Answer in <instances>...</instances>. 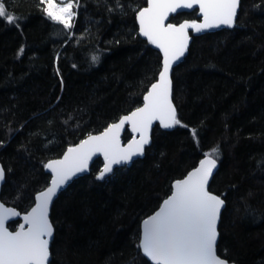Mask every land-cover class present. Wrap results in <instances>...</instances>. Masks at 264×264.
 I'll list each match as a JSON object with an SVG mask.
<instances>
[{
  "label": "trees",
  "instance_id": "16d2710c",
  "mask_svg": "<svg viewBox=\"0 0 264 264\" xmlns=\"http://www.w3.org/2000/svg\"><path fill=\"white\" fill-rule=\"evenodd\" d=\"M146 3L77 0L65 28L42 0H0L18 18L0 17L3 202L26 211L49 181L48 159L142 103L162 59L138 32ZM196 17L193 9L170 20ZM171 76L180 123L156 124L144 155L102 179L96 158L58 194L48 264H152L140 222L205 153L218 160L209 189L225 201L217 253L264 264V0H240L231 28L194 36Z\"/></svg>",
  "mask_w": 264,
  "mask_h": 264
},
{
  "label": "snow or ice",
  "instance_id": "6c2138e0",
  "mask_svg": "<svg viewBox=\"0 0 264 264\" xmlns=\"http://www.w3.org/2000/svg\"><path fill=\"white\" fill-rule=\"evenodd\" d=\"M46 2L45 11L53 20L62 23L65 28L72 27L73 3L69 0L63 7L55 0ZM240 0H148L149 7L138 12L140 33L148 37L164 52V67L160 81L152 85V90L145 96V105L130 116L123 117L119 124L111 125L100 136H90L76 148H69L63 160L52 161L45 165L52 170L51 187L40 193L39 203L25 220L29 227L23 225L15 233L9 232L5 221L9 216H16L15 211L5 209L0 204V264H48L49 240L53 228L48 220V206L58 188L76 172L87 168L88 159L94 151H103L106 163L98 179L112 171L115 163L127 162L132 156L143 154V146L149 143L145 129L155 119H160L163 127H173L180 123L176 119L175 109L169 100L171 81L169 70L174 61L184 55L189 37V27L199 32L203 29L220 25L233 26ZM63 3V0H61ZM199 4L204 15L203 23L185 22L176 27L172 24L163 26L169 13L181 8H193ZM0 17H6L9 23L18 19L6 13L0 4ZM21 53L23 49L20 50ZM96 57H93L95 60ZM125 121H131L134 131H141L139 141L130 143L127 149H119L115 144L114 130L119 129ZM113 154L109 159V153ZM213 154L217 149L212 150ZM216 159L206 154L200 167L194 169L184 180L176 181L172 195L163 202L154 216L143 222L144 231L139 248L153 264H226L216 255L217 221L224 201L207 191L208 179L216 167ZM4 172L0 169V180Z\"/></svg>",
  "mask_w": 264,
  "mask_h": 264
},
{
  "label": "water",
  "instance_id": "95a60500",
  "mask_svg": "<svg viewBox=\"0 0 264 264\" xmlns=\"http://www.w3.org/2000/svg\"><path fill=\"white\" fill-rule=\"evenodd\" d=\"M239 5H240V2H239ZM147 7H149L148 0H147L146 5L143 6V7H141V8L137 11V13H136V22H137V25H138V32H139V35H140L142 38L147 39V40L149 41L148 37H146V36H144V35H142V34L140 33V22H139V20H138V12L141 11L142 9H144V8H147ZM193 9H196V16H197V17H196L195 19L184 18V19L180 20L179 22H173V21L170 20V17H171V16L176 15V14L179 13V12H184V11H185V12H188V11H191V10H193ZM238 9H239V7H238ZM238 9H237V12H238ZM236 17H237V15H236ZM236 17L234 18L233 25L235 24ZM193 21L196 22V23H198V24L204 22V15H203V13H202L201 10H200L199 4H195V5L193 6V8H181V9H179L177 12L169 13V15H168V16L165 18V20L163 21V26H164V27H167V25L172 24V25H174V26H176V27H179L180 24H183V23H185V22H188L189 24H191ZM231 27H232V26H231ZM231 27L222 24V25H220V26H218V27H213V28L203 29V30H201V31H199V32L194 31V30H193L192 28H190V27H189L188 29H186L187 35H188V37H189L188 44H187V48H186V50L184 51V55L181 56L178 60H176V61L173 62L172 67H171V69L169 70V74H168V78H169V80L171 81V90H170V94H169V100L171 101V104H172L173 108L175 109L176 116H177V110H176V106H175V103H174V100H173V97H172V85H173V83H172V76H171V74H172L173 67L176 66L178 63H180V62L184 59V57L186 56V54H187V52H188V48H189V45H190V43H191V41H192V38H193L194 36H197V35H200V34H203V33H206V32H210V31L218 30V29H221V28H231ZM149 42H150V41H149ZM151 44H152V46H153L155 49H157V50L160 52V54H161V57H162V59H161V68H160V71H159V73H158V76H157L156 80H154V81L149 85L148 89L145 91V93H144V95H143V97H142V103H141L139 106H137V107L131 109L129 112L122 114L117 120H115V121L109 123V124H108L105 128H103L102 130H100V131H98V132L90 133V134L84 136L82 139H80V140L77 141L76 143L67 146V147L65 148V150L62 152V154H61L60 156H58V157H54V158H51V159H48V160L46 161L45 165H47L49 162H52V161H60V160H63L64 157H65V155H66V153H68V149H69V148H76L78 145L81 144L82 141L87 140L90 136H100L102 133L105 132L106 129L109 128V126H111V125H115V124H119L120 121H121V119H122L123 117L130 116L131 113L135 112L137 109H139V108H143V107H144V105H145V103H146V101H145V96H146V95L152 90V85H153V84H156V83H158V82L160 81V73H161V71L163 70V67H164V59H165V57H164V52L161 50V48L158 47L156 44H153V43H151ZM156 124H159V126H160L161 128H163V129H169V128H171V127H168V128L163 127V126L161 125L160 119H155V120H153V121L151 122V125L148 126V127L145 129V135L148 137L149 143L143 146V149H144V150H143V154L134 155V156H132V158H131L129 161H127V162H121V163H115V164H113V165H112V171L109 172V173H106L104 177L110 175L116 167L129 166V165H130L135 159H137V158H139V157H142V156L144 155L146 147L151 143L152 130H153V127H154ZM126 129L129 131V133H130V137H129L127 140L124 141L123 138H122V135H123V133L125 132ZM114 132L116 133V135H115V144L118 146L119 149H127L131 142H133V141H139L140 138H141V131H139V130L134 131V130H133V124H132L131 121H125L124 124H123L119 129L114 130ZM206 154H208L209 156H211L213 159H216V158H215L214 156H212L211 154H209V153H205V154H204V155H203V156L197 161V163H196L195 166H193L192 168H190V169H189V170H188V171H187L182 177L177 178V179H174V180L172 181V183H171V191H170V193H169L166 197H164V198L161 200L160 204L158 205V207H157L155 210H153L151 213H149L148 215H146V216L141 220V222H140V233H139V245H140V241H141V239H142V237H143V231H144V225H143V222H144L146 219H148L149 217L154 216L155 213H157V212L160 210L161 206L163 205V202H164L166 199H168V198L172 195V193H173V191H174V187H173V186H174V184H175L176 181L184 180V179L188 176V174H189L190 172H192L194 169L200 167V162H201L202 160L205 159ZM98 157H100V158L102 159V165H101V168H100V170H99V172H98V176H99L101 170L104 168V165H105V163H106L107 161H106V159H105V154H104L103 151H94V152L92 153L91 157L88 159V162H87V168H86L85 170H83V171L76 172L74 175H72V176H71V177H70V178L64 183V185H62L60 188H58L56 194L53 196V198H52V200L50 201L49 206H48V213H47V216H48V220H49L50 224L52 225V228H53V224H52L51 219H50V212H51V207H52L53 201H54L55 198L58 196V194H59L62 190H64V189H65V188H66V187L72 182V180H73L74 178H76L77 176L83 175V174H87V173L90 171V167H91L93 161H94L96 158H98ZM112 158H114V157H113V154L110 152V153H109V159H112ZM216 161H217V163H216V167L213 169L212 175H211V176L209 177V179H208L207 191H209V192L212 193L213 195H216V196L220 197V199H222V200L224 201V199H223L220 195H218L217 193H215V192H213L212 190L209 189L210 181H211V179H212L214 173L216 172V170H217V168H218V160L216 159ZM0 169H2L3 172H4V178H3L2 180H0V191H1L2 184H3L4 180H5V171H4V168L2 167L1 164H0ZM44 169H45V171L50 175L49 181H48L47 185H46L43 189L37 191V192L34 194V200H33V203H32V205H31L26 211H20L17 207L12 206V205H10V204H6V203L3 202V201L1 200V198H0V204H2L3 207H4L5 209H9V210H12V211H15L16 213H18V215H16V216H9L8 219H6V221H5V227L8 229L9 232H13V233H15L16 231L20 230V226H21V225H23L25 231L28 229L29 225H28L27 221L24 219L25 216H27L29 213L32 212V210H33L34 208H36L37 204L39 203V201H38V196H39V194L42 193V192H44V191H45L46 189H48L49 187H51V183H52V179H53V173H52V170L49 169V168H46L45 166H44ZM224 206H225V201H224L223 206L221 207L220 214H219V218H218V221H217V233H218V235H217V240H218V236H219L218 225H219V221H220L221 212H222V209L224 208ZM14 220H19V221H18V224L16 225V227H15L14 229H11V228L9 227L8 223H9L10 221H14ZM53 234H54V228H53ZM53 234H52L51 237H48V236H43V237H42V239H47V240H49V246H50V242H51V239H52V237H53ZM217 240H216V244H217ZM140 250H141V249H140ZM141 252H142V250H141ZM49 253H50V250H49ZM142 253H143V252H142ZM216 255H217V257L220 258L221 260L226 261V264H235V262H233V261H229V260L226 259L225 257L219 255V254L217 253V250H216ZM145 257H146V258H147V259L153 264V262H152L147 256H145ZM49 259H50V256H49Z\"/></svg>",
  "mask_w": 264,
  "mask_h": 264
},
{
  "label": "rangeland",
  "instance_id": "374dc122",
  "mask_svg": "<svg viewBox=\"0 0 264 264\" xmlns=\"http://www.w3.org/2000/svg\"><path fill=\"white\" fill-rule=\"evenodd\" d=\"M69 2V0H63V3H61V0H55V3L61 7H63L65 4H67ZM44 3V7L46 8L47 7V4L46 2H43ZM72 3H73V7H72V11L75 13V8L77 6V0H72ZM75 16V15H74ZM74 16L72 17V20L74 18ZM72 23V21H71Z\"/></svg>",
  "mask_w": 264,
  "mask_h": 264
}]
</instances>
